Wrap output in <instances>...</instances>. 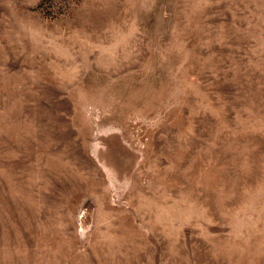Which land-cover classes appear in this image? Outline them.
<instances>
[{
	"label": "rangeland",
	"instance_id": "obj_1",
	"mask_svg": "<svg viewBox=\"0 0 264 264\" xmlns=\"http://www.w3.org/2000/svg\"><path fill=\"white\" fill-rule=\"evenodd\" d=\"M0 264H264V0H0Z\"/></svg>",
	"mask_w": 264,
	"mask_h": 264
}]
</instances>
